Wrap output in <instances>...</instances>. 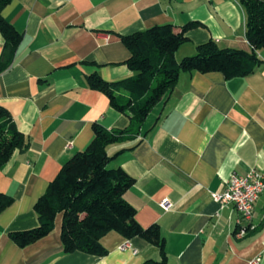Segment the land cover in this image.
<instances>
[{
  "label": "crops",
  "instance_id": "obj_1",
  "mask_svg": "<svg viewBox=\"0 0 264 264\" xmlns=\"http://www.w3.org/2000/svg\"><path fill=\"white\" fill-rule=\"evenodd\" d=\"M3 16L23 38L0 73V105L30 145L16 150L0 169V194L14 198L0 214V264L159 259L155 245L115 231L102 238L105 256L64 253L61 215L50 235L26 247L10 233L38 226L36 201L63 164L91 143L95 123L107 129L128 124V117L87 82L95 71L108 82L134 75L119 35L197 22L176 51L177 60L209 40L250 50L244 8L238 0H12ZM3 49L0 34V58ZM259 56L262 64L244 77L181 73L174 91L148 115L146 134L108 148L116 157L110 166H121L135 179L124 197L138 222L160 226L169 264H264V192L250 218L212 196L226 190L233 174L264 171V50ZM165 198L172 203L169 210L161 206ZM242 228L245 233L238 236ZM127 240L131 247L121 249Z\"/></svg>",
  "mask_w": 264,
  "mask_h": 264
},
{
  "label": "trees",
  "instance_id": "obj_2",
  "mask_svg": "<svg viewBox=\"0 0 264 264\" xmlns=\"http://www.w3.org/2000/svg\"><path fill=\"white\" fill-rule=\"evenodd\" d=\"M246 13V38L250 50L223 48L213 40L201 43L194 55L177 60L176 51L189 39L188 30L199 25L189 22L181 28L172 24L119 35L130 51L125 64L134 72L132 77L108 82L98 71L87 75L88 85L104 93L110 105L128 117L122 128L107 129L93 125L94 138L86 149L76 152L61 167L45 193L34 205L38 226L10 233L20 247L36 243L50 235L56 218L61 215V241L64 253L81 251L105 256L108 249L102 238L115 231L126 239L140 237L155 245L159 259L141 264H169L166 241L160 226L143 227L136 209L125 199L135 179L121 166L112 167L116 157L108 153L111 145L134 140L142 133L144 123L154 107L176 88L183 72H221L226 79L254 73L262 64L259 51L264 50V0H238ZM12 0H0V34L4 39L0 73L12 63L23 34L3 16ZM30 141L20 132L10 112L0 105V169L16 150H25ZM14 203L11 195L0 194V214Z\"/></svg>",
  "mask_w": 264,
  "mask_h": 264
},
{
  "label": "built area",
  "instance_id": "obj_3",
  "mask_svg": "<svg viewBox=\"0 0 264 264\" xmlns=\"http://www.w3.org/2000/svg\"><path fill=\"white\" fill-rule=\"evenodd\" d=\"M259 191H264V171L252 169L243 175L233 174L228 181L225 191L212 193L213 199L221 205L233 204L241 213L242 217L252 216V207L255 205ZM161 206L165 210L172 207V203L167 199L161 201ZM246 228H242L243 232ZM130 241L127 240L121 245V249L130 248ZM137 252L135 249L133 250Z\"/></svg>",
  "mask_w": 264,
  "mask_h": 264
},
{
  "label": "bare ground",
  "instance_id": "obj_4",
  "mask_svg": "<svg viewBox=\"0 0 264 264\" xmlns=\"http://www.w3.org/2000/svg\"><path fill=\"white\" fill-rule=\"evenodd\" d=\"M264 191H259V196H260V194L261 193H263ZM259 197H257V199H258ZM253 210H254V206L252 207V213H253ZM244 233H245V230L243 231V232H241V231H239L238 233H237V235L238 236H242V235H244Z\"/></svg>",
  "mask_w": 264,
  "mask_h": 264
}]
</instances>
